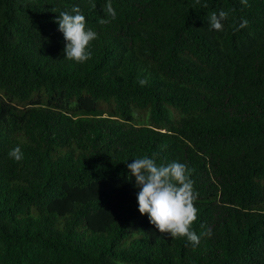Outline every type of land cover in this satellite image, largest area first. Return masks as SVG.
<instances>
[{
	"label": "trees",
	"instance_id": "1",
	"mask_svg": "<svg viewBox=\"0 0 264 264\" xmlns=\"http://www.w3.org/2000/svg\"><path fill=\"white\" fill-rule=\"evenodd\" d=\"M139 156L188 165L198 244L138 211ZM0 264H264V0H0Z\"/></svg>",
	"mask_w": 264,
	"mask_h": 264
},
{
	"label": "clouds",
	"instance_id": "2",
	"mask_svg": "<svg viewBox=\"0 0 264 264\" xmlns=\"http://www.w3.org/2000/svg\"><path fill=\"white\" fill-rule=\"evenodd\" d=\"M246 4L247 0H241ZM107 13L115 19L117 13L111 4ZM229 11H213L208 16V25L215 31H223L224 21L228 18ZM56 22L58 31L65 40V58L77 63H85L92 57L90 44L98 38V33L86 26L85 16L79 8L62 11ZM101 23L106 21L101 20ZM246 20L236 26V30L245 27ZM141 86L146 84L140 80ZM10 159L21 161L24 153L19 145L8 152ZM131 177H134L137 192L138 211L147 214L149 221L161 233L170 237L186 238L192 244H198L200 236L193 230V222L197 219L198 208L195 202L198 193L194 189L191 171L186 163L178 160L167 164H157L149 156H139L127 164ZM212 225L208 224L205 231H211Z\"/></svg>",
	"mask_w": 264,
	"mask_h": 264
}]
</instances>
